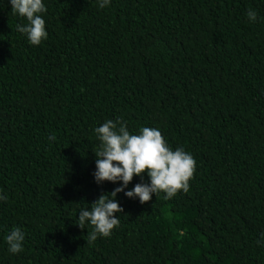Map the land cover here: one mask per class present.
<instances>
[{"label": "trees", "instance_id": "obj_1", "mask_svg": "<svg viewBox=\"0 0 264 264\" xmlns=\"http://www.w3.org/2000/svg\"><path fill=\"white\" fill-rule=\"evenodd\" d=\"M44 3L34 47L0 0V264H264V0ZM107 120L160 129L196 168L170 199L118 194L93 240L79 210L119 186L93 177Z\"/></svg>", "mask_w": 264, "mask_h": 264}, {"label": "clouds", "instance_id": "obj_2", "mask_svg": "<svg viewBox=\"0 0 264 264\" xmlns=\"http://www.w3.org/2000/svg\"><path fill=\"white\" fill-rule=\"evenodd\" d=\"M112 0H97L98 7L103 9L111 6ZM11 12L26 19L27 23L17 25V31L27 38L32 46H40L47 40L48 32L44 16L47 7L44 0H9ZM250 21L257 20L255 10H249ZM100 141L99 151L95 153L94 181L98 186L109 182L119 185L107 195H101L91 204L90 209L81 208L78 214V225L93 227L91 239L97 236L109 237L119 226V215L124 212L117 200L123 193L125 198L136 200L141 205L150 202L160 192L166 198L174 197L178 192H188L189 181L192 179L196 161L183 148L173 149L163 137L160 129L142 127L138 134L129 132L127 125L117 120H107L94 129ZM49 139L55 140V136ZM146 174L148 182H143ZM134 177L141 179L129 188ZM6 196L0 194V201ZM264 242V236L261 238ZM25 234L14 228L6 236L7 250L11 254L24 251Z\"/></svg>", "mask_w": 264, "mask_h": 264}]
</instances>
